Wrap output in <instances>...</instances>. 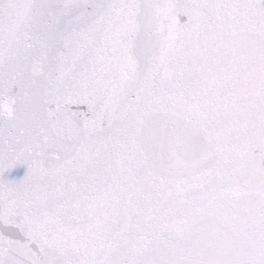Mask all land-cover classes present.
<instances>
[{"label":"water","instance_id":"water-1","mask_svg":"<svg viewBox=\"0 0 264 264\" xmlns=\"http://www.w3.org/2000/svg\"><path fill=\"white\" fill-rule=\"evenodd\" d=\"M0 264H264V0H0Z\"/></svg>","mask_w":264,"mask_h":264}]
</instances>
